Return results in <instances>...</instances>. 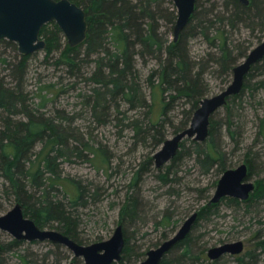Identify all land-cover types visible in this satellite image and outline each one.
<instances>
[{"label":"trees","instance_id":"trees-1","mask_svg":"<svg viewBox=\"0 0 264 264\" xmlns=\"http://www.w3.org/2000/svg\"><path fill=\"white\" fill-rule=\"evenodd\" d=\"M71 1L82 6L88 14V37L81 45L72 47L59 25L55 21L49 22L40 32L47 42V56L61 49L63 37L65 47L57 62L65 61L69 70L74 72L81 63L95 61L96 68L91 73V79L96 86L85 96V107L99 122L108 121L115 112L125 116L127 111L122 110L123 104H128L129 109H144L147 124L146 121H130L135 124L138 135L141 138L143 136L145 142H150L151 138L155 146L167 139L165 119L175 102L190 104V108L183 113L177 132L189 126L195 110L209 92L204 75L207 69L218 71L221 77L229 81L239 59L248 55L253 44L239 43L233 37V31H240L243 26L251 28L252 32L258 28L264 31V0H250L248 5L239 0H197L195 11L178 40H171L168 36L178 14L175 5H166V0ZM163 25L166 30L162 29ZM197 35L204 36L216 48V52L200 60L194 59L189 50V38ZM262 38L257 36L259 41ZM0 42L17 49L13 41L0 39ZM31 55L18 54L14 61L0 56V178L4 180L9 206L20 202L26 216L35 220L40 227L57 226V230L82 244L78 209L87 206L90 199H96L98 193L75 179H68L77 189V195L69 198L68 193L61 189L65 178L60 161L65 157L84 155V150L93 147L78 129L75 130L68 115L61 112L53 116L45 115L33 105L25 88V75ZM137 56L144 62L149 56L158 60L157 67L147 77L151 88L149 94L144 90L143 80L141 83ZM3 66L5 68L1 70ZM258 73H264V57L253 64L246 74L241 92L228 99L231 104L226 124L232 138L237 134L238 114L239 117L242 115L239 109L243 92L254 86L250 82ZM156 104L159 105V119L152 120ZM216 114L217 111L211 116L207 139H185L168 169L187 157H194L206 172L217 168L222 174L230 168L226 152L216 141L220 132ZM261 132L264 135V118ZM188 140L190 144L186 145ZM39 143L42 146L37 150ZM93 150L94 156L106 161L99 149ZM153 162V156L149 157L136 172L133 184L138 183V178ZM249 164L251 176L254 164L251 160ZM158 177L166 180L168 176L160 173ZM215 186L216 182L211 188ZM211 197L207 195L205 204L197 210L198 218L191 232L164 256L161 264H195L199 259L192 231L200 220H208L219 213L220 203H209ZM127 199L122 216L126 217V221H135L140 214V199L133 194ZM263 199L264 178L259 179L258 186L248 200L233 197L222 200L245 203L249 207L252 202ZM9 206L2 203L0 211H7ZM163 218L169 220L171 216L166 214ZM23 243L24 240L13 238L11 243L2 246V251ZM128 250L125 246L121 260L126 259ZM248 255L253 256L250 252ZM21 258L23 264H30L29 255H21ZM217 260L219 258L214 264Z\"/></svg>","mask_w":264,"mask_h":264},{"label":"rangeland","instance_id":"rangeland-1","mask_svg":"<svg viewBox=\"0 0 264 264\" xmlns=\"http://www.w3.org/2000/svg\"><path fill=\"white\" fill-rule=\"evenodd\" d=\"M173 4L175 5L173 0H166V5ZM174 8L177 13L176 5ZM175 25L176 22L168 31L171 40L174 38ZM162 29L166 30V27L163 25ZM257 36L263 38L259 41ZM233 37L241 44L252 43L250 48L252 50L264 40V31L258 28L252 32L251 28L243 26L240 31H233ZM42 38L45 39L44 36ZM62 41L61 49L49 57L45 52L46 48L32 53L25 75L26 91L33 105L39 107L45 115L53 116L59 112L68 115L75 130L78 129L93 147L89 148L91 150H84V155L65 157L60 161L62 176L65 178L62 180L64 186L61 189L68 193L69 198L77 195V189L68 179H75L92 192L98 193L96 199H90L87 206L78 209L82 244L89 245L109 239L116 227L121 224L125 229L126 248L129 249V253L126 259L114 263L137 264L147 257L150 249L157 248L166 239L175 235L186 219L205 204V197L214 194L221 173L217 168L209 172L204 171L194 157L183 158L169 169L172 160L157 168L154 159L153 165L144 170L138 178V183L133 184L136 172L149 157L154 156L162 148L163 144L155 146L151 138L150 142H145L143 136L141 138L138 135L133 121H130H146L147 124L144 109H129L128 104H123L122 110L127 111L125 116L115 112L106 122L94 119L92 112L85 107L84 101L85 96L96 86L95 81L91 79L96 62H80L75 73L71 72L65 61H56L65 47V38L62 37ZM189 50L196 60L216 52V48L201 35L189 38ZM18 54H21L18 44L15 49L14 46L0 42L1 57L14 61ZM245 58L246 56L240 58L237 64ZM136 60L141 73V83L143 80L144 90L149 94L151 88L147 77L157 67L158 60L154 56H149L146 62L139 56ZM4 66L1 70L5 68ZM204 75L209 87L207 96L220 93L233 79V73L229 81H226V77H221L218 71L211 68L207 69ZM250 83L254 86L243 92L240 101L239 111L242 115L239 117L237 113L238 126L235 138H232L227 130L228 107L231 104L227 103L215 115L220 122V132L216 136V141L226 152L230 168L237 167L243 162L250 167L249 160L253 162L254 172L249 177L258 186L259 179L264 178V135L261 132L264 118V73L255 75ZM189 108V103L175 102L165 119L167 138L176 134L183 113ZM152 112V120H158L159 105L156 104ZM58 119L61 120L60 117ZM189 144L188 140L186 145ZM41 146L39 143L37 150ZM93 149H99L106 161L94 156ZM168 170L170 172H167ZM160 173L167 174L166 180L158 177ZM215 182L216 186L211 188ZM5 189L4 180L0 178V205L3 203L9 206L10 200ZM132 194L140 199V214L135 221H126L124 219L126 217L122 216L123 207ZM12 207L13 205L9 206V209ZM5 212L0 211V214ZM166 214L171 216L169 220L163 218ZM43 228L58 229L57 226ZM192 236L199 258L195 264H214L215 260L208 255L209 249L238 240L244 242L243 252L224 254L216 264H264V199L252 202L249 207L245 203L237 204L222 200L219 204V213L212 215L208 220H200L194 227ZM13 238L9 232L0 230L2 246L11 243ZM248 252L253 256L248 255ZM21 255H29L30 264H69L72 261H83L65 245L57 247L49 240H40L24 241L18 247L1 251L0 263L23 264Z\"/></svg>","mask_w":264,"mask_h":264},{"label":"water","instance_id":"water-1","mask_svg":"<svg viewBox=\"0 0 264 264\" xmlns=\"http://www.w3.org/2000/svg\"><path fill=\"white\" fill-rule=\"evenodd\" d=\"M173 1L178 10L174 39L178 40L181 31L195 11L197 0ZM239 1L244 5L250 3V0ZM87 17L86 10L71 0H0V39L17 43L22 55L32 54L46 48L47 42L40 35L41 29L45 24L55 21L62 29L69 45L79 46L88 37ZM263 57L264 40L250 50L242 62L234 66L233 79L225 89L201 100L189 126L164 141L162 148L153 156L157 168L163 167L176 156L181 143L186 138L197 141L207 139L211 116L228 103L229 97L241 92L246 74L252 65ZM256 186V183L250 180L248 164L243 162L237 167L224 171L209 203H220L225 197L248 200ZM198 214V211L192 213L175 235L166 239L157 248L150 249L147 257L137 264H161L164 256L191 232ZM0 230L9 232L18 240H49L65 245L74 252L76 257L83 259L81 263L72 261L69 264H113L121 261L126 244L125 232L121 224L116 227L109 239L84 245L59 230L41 228L35 220L26 216L20 202L7 212L0 214ZM244 248L242 240L226 242L210 248L208 255L212 260H216L227 253L240 254Z\"/></svg>","mask_w":264,"mask_h":264},{"label":"flooded vegetation","instance_id":"flooded-vegetation-1","mask_svg":"<svg viewBox=\"0 0 264 264\" xmlns=\"http://www.w3.org/2000/svg\"><path fill=\"white\" fill-rule=\"evenodd\" d=\"M153 158H154V157H153ZM223 173H224V172H223ZM223 173H222V174H223ZM222 174H221V176H222ZM221 176H220V177H221ZM220 177H219V179H220ZM218 181H219V180H218ZM217 183H218V182H217ZM41 228H42V227H41ZM56 230H57V229H56ZM124 232H125V231H124ZM24 241H25V240H24ZM36 241H39V240H36ZM30 242H35V241H30ZM55 244H56V243H55ZM59 245H62V244H59ZM125 246H126V244H125ZM81 262H82V261H81ZM81 262H78V263H81Z\"/></svg>","mask_w":264,"mask_h":264},{"label":"bare ground","instance_id":"bare-ground-1","mask_svg":"<svg viewBox=\"0 0 264 264\" xmlns=\"http://www.w3.org/2000/svg\"><path fill=\"white\" fill-rule=\"evenodd\" d=\"M197 3V2H196ZM247 57V56H246ZM255 182V181H254Z\"/></svg>","mask_w":264,"mask_h":264}]
</instances>
